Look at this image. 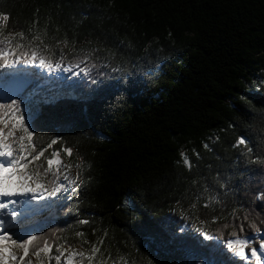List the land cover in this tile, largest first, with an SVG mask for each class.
<instances>
[{
  "label": "trees",
  "instance_id": "16d2710c",
  "mask_svg": "<svg viewBox=\"0 0 264 264\" xmlns=\"http://www.w3.org/2000/svg\"><path fill=\"white\" fill-rule=\"evenodd\" d=\"M0 14L9 16L5 35H40L54 63L62 49L63 66L80 72L45 83L35 69L25 72L31 81L18 99L24 107L38 95L30 100L38 143L60 138L45 157L72 147L71 157L60 155L81 165L69 175L82 183L23 234L46 239L53 256L61 245L87 256L95 244L92 264H244L223 245L233 230L256 233L249 221L264 232V165L234 147L244 136L253 158L264 157V0H0ZM107 50L117 59L106 60ZM45 157L31 167L46 166ZM211 196L221 201L215 210L203 207Z\"/></svg>",
  "mask_w": 264,
  "mask_h": 264
},
{
  "label": "snow or ice",
  "instance_id": "6c2138e0",
  "mask_svg": "<svg viewBox=\"0 0 264 264\" xmlns=\"http://www.w3.org/2000/svg\"><path fill=\"white\" fill-rule=\"evenodd\" d=\"M9 20L7 14H0V68L12 69L19 64L24 65H36L40 68L52 71H72L71 64L67 67H63V61L65 56L63 50H60L58 61L53 62L51 57L56 56V52H52L49 45H45L40 35H31L25 37L23 31L15 33V36L19 37V40H15L13 35L9 33L5 35L2 31L4 24ZM21 41H26L22 43ZM39 41L40 44H36ZM67 43V41H62ZM43 45V47H41ZM99 49H93L87 54L88 57L95 55ZM50 53V55H45ZM105 59L113 61L117 59V53L111 50L106 51ZM79 67V65H76ZM96 67L95 64L92 65ZM105 67L110 65L105 64ZM85 76H90L87 68L82 69ZM111 71L118 72L124 71L115 64L111 65ZM75 75L79 76L80 72H76ZM95 83V80H93ZM22 99L8 98L4 103H0V214H3L4 210L9 207V204L14 205L11 211L7 212L9 220L0 219V264H8L11 260L14 264H33L30 258L31 254L36 257L39 264H46V261L42 257V253L47 257V261L55 259L57 264H60L61 257L66 256V264H82V261L86 259L89 264H92L96 254L100 251V248L91 244L87 239H83L81 242L84 244H91L89 248V254L85 256L84 252H77L73 250L70 245L67 250H63V245L56 248L57 255L53 256L52 246L46 239L35 234H16L6 231L7 228H14L20 223L16 221L17 217L25 216L29 214H36L45 207H51L52 203L64 202L73 198V195L77 189L81 186L78 183V177H72L69 175L70 167L75 166L80 168L81 165H62L60 160V151L62 150L69 157L73 155V148L70 146H64L61 150L51 152L48 157H45V152L53 145H56L60 138H51L46 144L41 145L38 143L42 139L41 135L37 132L33 126L35 118V109L31 104H25L22 107ZM241 154L248 156V160L251 163H259L264 165V157L253 156V147L250 146L249 141L241 136L237 139L234 147L240 148ZM208 148V145H204ZM41 157H45L46 166L42 163L31 167L36 161H40ZM181 157L184 165L191 170L194 167L192 161L187 155L181 153ZM57 167L53 169V165ZM50 177V178H49ZM224 187V184L220 185ZM208 191L207 188L204 189ZM63 193L64 195H61ZM24 197L25 199L17 203L16 199H9L7 202L5 198ZM59 198V201L53 200V198ZM42 199L48 201L45 205L34 207L32 201ZM258 199H264V195L258 197ZM219 204L221 201L216 196H211L204 204L206 209L215 210L213 204ZM195 208V203L191 205ZM18 210V209H21ZM69 212L75 213L79 216L78 208L70 207ZM182 219H189V217L180 211ZM235 213H233L234 215ZM198 218V217H197ZM217 217H213V222ZM244 221H249V217L245 215ZM77 223L80 225H87L90 223L87 219H78ZM228 227V225H225ZM241 232L244 231L245 225L241 223L237 226ZM248 227L254 229L256 232H260V227L254 222L249 221ZM204 232L206 240H219V236L210 235L206 230L200 229ZM78 237H84L83 231L77 230L75 233ZM107 235V233H105ZM231 236H237V232L233 230L230 233ZM42 241L37 245L36 241ZM255 240V237L251 238H237L235 241L228 240L223 247H226L231 251L233 256L247 261L250 258H255V264H261L260 257L264 255V239L260 243V253L256 247H251L250 256L245 254V248L249 247ZM10 242V243H9ZM100 243H103L101 240ZM12 249L19 250L22 254L18 255L17 252ZM79 258V259H77ZM110 258V257H109ZM123 264H132L130 260H124ZM103 264V261L101 262ZM115 264V262H113ZM150 264V262H149Z\"/></svg>",
  "mask_w": 264,
  "mask_h": 264
},
{
  "label": "rangeland",
  "instance_id": "374dc122",
  "mask_svg": "<svg viewBox=\"0 0 264 264\" xmlns=\"http://www.w3.org/2000/svg\"><path fill=\"white\" fill-rule=\"evenodd\" d=\"M68 67V66H67ZM64 67V68H67ZM31 69H35V71L40 72V74L43 76V80L45 83V80L48 79L50 81H68L69 79H73L75 76V73L78 72V70L75 67H72V71H52L49 72L47 69L44 68H40L39 66L36 65H24V64H19L16 67L12 68V69H5L6 70V75H1L0 77V101L2 100H8V98H16L18 99L19 96H23L22 94H24V90H21L24 83H29L31 81V78H26L25 76V71L27 70H31ZM13 91H16V93H13ZM22 91V93H21ZM26 91V90H25ZM34 95L38 96L36 94V92L32 95H29V101L25 100L24 101V105L25 104H31L33 103L32 101H30L31 99L33 100ZM32 105V104H31ZM1 127V126H0ZM60 160L62 165H65V161L63 159V157L60 155ZM53 167H57L55 164L53 165ZM73 176L74 177H78V174L76 172H73ZM79 182V179H78ZM61 195H64L63 193H61ZM9 199H16L17 203L19 204L20 201L24 200V197H13V198H7V200ZM53 200L58 201L59 198H53ZM47 203H50L48 201H44L42 199L39 200H34L32 201V205L34 207H38L41 205H45ZM54 203H52V206L49 207H45L43 209V211L36 213V214H29L27 217L25 216H21V217H17L16 221H25L26 223L21 227L16 229V227L14 228H7L5 229L6 231H9L10 233H16V234H23L26 231H31V229H33L34 227H38L39 225H41L44 221L45 216L48 214V212L50 210H52ZM13 207H15L14 205H10L7 209L4 210L3 214H0V219H4V220H9L10 218L7 217V212L11 211L13 209ZM22 211L21 209H18ZM3 227V226H0ZM17 227H20V223L17 225ZM10 243V242H9ZM251 247H253V245H250L249 247L245 248V254L247 255V253H250ZM12 251L17 252L18 255H21L22 253L17 250V249H12ZM75 251L77 252H81L80 249H76ZM83 252V251H82ZM260 253V250L258 251V255ZM30 258L33 262V264H39V262L34 259L35 256L30 255ZM249 261L254 262L255 258H250ZM260 261L261 264H264V255H262L260 257ZM8 264H14L13 261L9 260ZM47 264H57V262L55 261V259H53L52 261H48ZM60 264H66V256H62L61 257V261Z\"/></svg>",
  "mask_w": 264,
  "mask_h": 264
},
{
  "label": "water",
  "instance_id": "95a60500",
  "mask_svg": "<svg viewBox=\"0 0 264 264\" xmlns=\"http://www.w3.org/2000/svg\"><path fill=\"white\" fill-rule=\"evenodd\" d=\"M21 93H22V91H21Z\"/></svg>",
  "mask_w": 264,
  "mask_h": 264
}]
</instances>
